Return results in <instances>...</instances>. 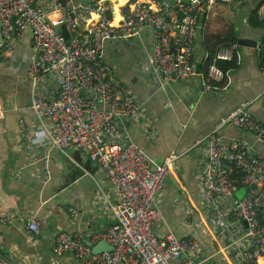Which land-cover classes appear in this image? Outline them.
<instances>
[{"label":"built area","instance_id":"2783aa9c","mask_svg":"<svg viewBox=\"0 0 264 264\" xmlns=\"http://www.w3.org/2000/svg\"><path fill=\"white\" fill-rule=\"evenodd\" d=\"M106 1L83 4L78 0H54L60 15L53 22L36 0H0V52L10 48L8 39L29 30L33 53L30 77L36 80L37 73L43 72L60 87L56 101L33 97L35 113L52 122V131L38 130L34 143H47L66 156L73 149L84 152L119 198L117 205L107 199L116 218L114 224L96 231L90 240L82 232H60L54 237L51 252L56 258L71 257L79 264H202L198 238L178 237L171 230L160 236L155 231L164 220L158 200L176 157L157 165L138 145L121 140L118 120L144 119L145 115L106 63V45L141 41L150 35L152 44L140 71L156 75L159 86L166 89L173 82L187 81L198 74L194 57L200 37H204L201 17L213 6L230 0H129L120 8L116 25L115 9ZM257 15L264 19V4ZM239 61L238 44L220 47L212 60L206 56L203 90L226 89L232 70L225 71L217 63ZM97 103L108 108L101 110ZM249 105L221 119L197 142L206 157L198 183L204 197L211 201L231 198L242 186L249 188L248 194L234 203L232 216L234 223L246 225L249 244L241 251L242 263L260 264L259 259H264V155H253L245 140H232L226 146L221 137L223 128L234 126L264 143V123L251 114ZM98 194L107 198L100 186ZM69 214L72 223L78 224L79 210L70 208ZM13 223L12 213L0 210V224ZM27 229L31 239L40 233L36 215L29 219ZM100 241L113 250L93 254ZM0 264L13 263L0 258Z\"/></svg>","mask_w":264,"mask_h":264},{"label":"crops","instance_id":"0c3cea01","mask_svg":"<svg viewBox=\"0 0 264 264\" xmlns=\"http://www.w3.org/2000/svg\"><path fill=\"white\" fill-rule=\"evenodd\" d=\"M78 1L86 4L92 0ZM107 1L116 6L117 0ZM258 1L230 0L213 6L202 16L204 37H200L194 57L200 72L187 81L173 82L166 89L159 86L156 75L140 71L152 44L150 35L141 41L106 45V63L145 115L144 119L118 120L121 140L138 145L157 165L176 157L158 200L164 220L155 226V231L160 236L171 230L178 237L198 238L202 264H243L241 251L249 244L246 225L234 223L232 216L234 203L243 199L249 188L242 186L237 190L242 198H237L236 192L231 198L214 201L204 197L198 175L206 157L197 142L246 103H250L247 109L251 114L264 123V31L249 21ZM36 5L51 21L58 20L60 12L54 0H36ZM225 7L231 8V20L224 18ZM232 31L237 40H257V47L239 46L240 61L229 62L233 66L229 68L232 71L226 89L204 91V59L225 46ZM6 44L10 48L0 52V210L12 213L14 223L0 224V258L13 264H79L71 257L56 258L52 254L54 237L60 232H82L90 240L96 231L116 222L107 199L117 205L119 198L84 152L73 149L66 156L47 143H34L38 130L52 131V122L35 113L33 97L56 101L61 95L60 87L46 73L38 72L36 80L30 77L33 53L29 30L8 39ZM97 105L101 110L108 108L102 103ZM221 137L226 146L232 140H245L253 155H264V143L244 130L227 126L221 130ZM98 186L107 198L98 194ZM70 208L81 213L78 224L72 223ZM35 215L41 230L31 239L27 223ZM259 263L264 264V259L260 258Z\"/></svg>","mask_w":264,"mask_h":264},{"label":"trees","instance_id":"16d2710c","mask_svg":"<svg viewBox=\"0 0 264 264\" xmlns=\"http://www.w3.org/2000/svg\"><path fill=\"white\" fill-rule=\"evenodd\" d=\"M264 4V0H259L258 3L256 4L254 10L252 11L251 15H250V24L253 25L254 27H257V28H260L264 31V19H260L257 15V12H258V9L260 8V6H262ZM226 41H227V44H225V46H232L234 44H237L238 40L237 38L235 37L233 31L232 33H229L227 35V38H226ZM263 54H264V50H263ZM215 55H211L210 56V59L212 60L213 57ZM217 65L223 69V70H228L230 67L233 66L232 63H229V62H218Z\"/></svg>","mask_w":264,"mask_h":264},{"label":"water","instance_id":"95a60500","mask_svg":"<svg viewBox=\"0 0 264 264\" xmlns=\"http://www.w3.org/2000/svg\"><path fill=\"white\" fill-rule=\"evenodd\" d=\"M107 4H110V1H107ZM258 44V41L255 39H249V38H239L238 39V45L241 47H253L256 48ZM199 73L200 71L197 70ZM113 250V247L109 246L105 241H100L94 248H93V254H100L103 252H111Z\"/></svg>","mask_w":264,"mask_h":264},{"label":"bare ground","instance_id":"6f19581e","mask_svg":"<svg viewBox=\"0 0 264 264\" xmlns=\"http://www.w3.org/2000/svg\"><path fill=\"white\" fill-rule=\"evenodd\" d=\"M128 1L127 0H124V1L117 0L116 1V6L114 7V9H115L114 24L115 25L120 21V12H119L120 8L125 6L128 3ZM113 2H115V1L113 0Z\"/></svg>","mask_w":264,"mask_h":264},{"label":"rangeland","instance_id":"374dc122","mask_svg":"<svg viewBox=\"0 0 264 264\" xmlns=\"http://www.w3.org/2000/svg\"><path fill=\"white\" fill-rule=\"evenodd\" d=\"M230 11H231V8L230 7H225V15H224V18H225V20L226 21H228V20H231V17H230ZM236 193V197L237 198H242V193H241V191H235Z\"/></svg>","mask_w":264,"mask_h":264}]
</instances>
